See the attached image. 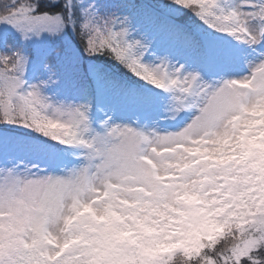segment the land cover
Segmentation results:
<instances>
[{
	"label": "snow or ice",
	"instance_id": "obj_1",
	"mask_svg": "<svg viewBox=\"0 0 264 264\" xmlns=\"http://www.w3.org/2000/svg\"><path fill=\"white\" fill-rule=\"evenodd\" d=\"M0 24V146L52 142L46 166L0 153V264H264V0H0Z\"/></svg>",
	"mask_w": 264,
	"mask_h": 264
},
{
	"label": "rangeland",
	"instance_id": "obj_2",
	"mask_svg": "<svg viewBox=\"0 0 264 264\" xmlns=\"http://www.w3.org/2000/svg\"><path fill=\"white\" fill-rule=\"evenodd\" d=\"M112 1L113 0H108V3H112ZM211 34H212L211 39L213 40H211L210 42L215 44L216 47H218L223 52H227L233 55H238L246 51L244 46L237 44L235 41H233L231 38L225 35L215 34V33H211ZM6 36L11 38L13 41H15V44H18L20 47V42L14 30L10 26L0 24V37H6ZM57 43L59 42L54 43L52 46L55 47ZM29 47L30 49H39L41 48V45L33 43ZM11 52L12 51H10V53ZM247 71L248 70L246 66H244L242 63H237L230 71L226 72L225 75L230 77H240L246 75ZM29 77H31L30 71H29ZM90 87L93 88L94 85H90ZM51 91L55 92L56 89H53ZM137 114L140 115V120H139L140 124H143L145 120H147L149 127H151L153 126V121H155V126L162 132L175 131L178 128L183 127V123L185 122L181 119H177L175 121L168 120L166 119V116L168 114L166 112L161 114L159 111H146L143 113H133L130 115L135 116ZM94 115H96L97 119L101 118L98 114L94 113ZM117 122H120L119 114H118ZM47 145L48 146L44 147L43 149L42 147H37V146L30 147L24 144H13V145L4 144L0 146V153H2L6 158L23 160L28 163H35L37 165L46 166L45 160L48 158V155L50 154L52 142L48 141ZM68 151L69 150H60L59 154L61 155L62 158L71 160L72 159L71 156H66V157L64 156V153Z\"/></svg>",
	"mask_w": 264,
	"mask_h": 264
},
{
	"label": "trees",
	"instance_id": "obj_3",
	"mask_svg": "<svg viewBox=\"0 0 264 264\" xmlns=\"http://www.w3.org/2000/svg\"><path fill=\"white\" fill-rule=\"evenodd\" d=\"M102 2L108 3V0H102ZM116 2H120V0H113L112 1V3H116ZM189 15L190 14H186L184 16L178 17V22L185 23L186 21H188ZM203 35H205L209 39V41L213 40V39H211L212 34L209 33L207 29H204ZM69 39H71V37H69ZM6 41H7L6 44L0 46V52H2L4 54H9L10 51H15L19 48V45L15 44V41H13L8 36H6ZM73 43H76V42L73 40ZM84 59H85V63H86L88 58L85 57ZM96 60L98 63L103 64L105 69L112 76H114L116 79L125 81L130 86H133V87L136 86L137 82H136L135 78L132 77L130 73L126 72V70L121 68L119 65L114 64L112 61L107 60L106 58H96ZM66 72L68 74V81H69V87H70V86H72V81H73V70L69 67L66 69ZM3 135L5 137L12 136V135L20 137L21 142L20 143H13V144H24V145H28L30 147L37 146V147H42L43 149H44V147L48 146V145H45L43 137H37L35 134L27 133L23 129H20L16 133L4 131ZM13 144H7V145H13Z\"/></svg>",
	"mask_w": 264,
	"mask_h": 264
}]
</instances>
